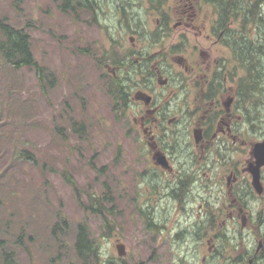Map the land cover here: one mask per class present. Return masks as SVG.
<instances>
[{
  "label": "rangeland",
  "instance_id": "obj_1",
  "mask_svg": "<svg viewBox=\"0 0 264 264\" xmlns=\"http://www.w3.org/2000/svg\"><path fill=\"white\" fill-rule=\"evenodd\" d=\"M97 1L94 16L82 9L76 17L62 12L53 0H0V17L29 33L35 58L55 75L51 85L42 87L33 68H12L0 58V227L5 239L0 264H5L2 251L12 252L13 264H57L50 262L57 247L48 244L49 229L61 216L66 219L61 230L67 254L77 223L85 222L103 255L118 264H236L211 259L206 247L190 251L168 245V233L146 229L143 217L135 212L144 189L130 163L136 144L125 134L129 125L125 112L114 108L107 93L112 77L105 74L109 72L103 63L107 57L119 59L122 36L135 29L131 20L136 11L146 7L144 25H153L149 7L165 0ZM175 1L166 0L165 5ZM118 7H124L125 14ZM70 117L85 121L82 140L64 128ZM56 125L64 129L58 131ZM19 149L29 150L36 160L19 156ZM87 191L99 197L101 212L83 209ZM105 192L110 199L103 198ZM258 198L245 208L253 217L245 227L248 231L233 236L238 250L244 248L249 232L256 234L264 217V198ZM226 219L224 211L215 220L224 233L229 229ZM19 232L22 243L17 242ZM223 238L232 252L228 237Z\"/></svg>",
  "mask_w": 264,
  "mask_h": 264
},
{
  "label": "flooded vegetation",
  "instance_id": "obj_2",
  "mask_svg": "<svg viewBox=\"0 0 264 264\" xmlns=\"http://www.w3.org/2000/svg\"><path fill=\"white\" fill-rule=\"evenodd\" d=\"M165 2L149 7L153 25H144L146 7L136 14L129 7L135 29L122 36L119 59L103 63L119 82L125 134L136 144L130 163L144 189L135 212L146 229L168 233V245L206 247L211 259L227 262L239 244L233 236L253 220L245 208L264 198V164L261 194L249 171L264 140V0ZM224 211L225 233L215 222ZM255 233L245 255L260 264L263 216Z\"/></svg>",
  "mask_w": 264,
  "mask_h": 264
},
{
  "label": "trees",
  "instance_id": "obj_3",
  "mask_svg": "<svg viewBox=\"0 0 264 264\" xmlns=\"http://www.w3.org/2000/svg\"><path fill=\"white\" fill-rule=\"evenodd\" d=\"M57 7L62 11L72 16L79 15V10H88L94 11L95 7H99L97 0H53ZM96 2V5H95ZM160 3V1H159ZM125 14V12H123ZM86 50V49H85ZM82 51V50H81ZM0 58L5 64L10 65L12 68L20 67H31L34 69L36 78L40 82L42 87L51 85L55 80V75L47 66L38 62L35 58L32 44L29 33L21 26H16L9 22L7 17H0ZM260 78H262L260 76ZM112 81H108L107 93L114 100V108L117 110L122 109V104L116 101V98L120 97L119 82L114 78H110ZM45 87V88H46ZM63 127L56 125V130H62ZM64 128H70L69 132H73L78 135L79 140H82L84 137V132L86 130V123L82 120H75L73 117H70L68 126L64 125ZM63 128V129H64ZM61 132V131H60ZM66 134V132H64ZM63 138H68L67 135H62ZM18 155L23 158L35 159V155L27 149H19ZM65 173V172H64ZM63 173V174H64ZM264 178V173H263ZM72 187L75 186V182L71 179H67ZM105 188V186H104ZM88 200L83 202V209L89 210L90 212L96 213L101 212L99 206L100 199L98 196L93 194L91 191H87ZM264 197V195H262ZM104 199H110L109 195L105 192L103 193ZM59 220H56L50 227L49 232L51 234V239H49L48 244L56 246L55 256L50 258V262L57 264H118L112 256H104L101 252L98 241L95 237L91 235L87 224L85 222L77 223V229L74 236V239L71 243L70 253L67 254L65 248V234L61 230L62 224L66 225V219L61 216ZM104 220L105 217H103ZM108 223L106 222L105 228L108 229ZM22 229V228H21ZM20 229V230H21ZM0 227V248L2 249L5 245V239L1 235ZM19 232L17 236V242L22 243L21 234ZM239 246V244H238ZM234 248L238 250L239 247ZM237 256L233 258L232 261L236 264H245L246 263V249H239ZM4 257L3 261L5 264H13L14 258L13 254L10 251H2ZM249 255V254H248ZM120 261V260H119ZM264 263V261H263ZM119 264H123L121 261Z\"/></svg>",
  "mask_w": 264,
  "mask_h": 264
},
{
  "label": "water",
  "instance_id": "obj_4",
  "mask_svg": "<svg viewBox=\"0 0 264 264\" xmlns=\"http://www.w3.org/2000/svg\"><path fill=\"white\" fill-rule=\"evenodd\" d=\"M254 151L256 160L255 163L250 166L249 171L251 173V182L252 186L254 187V190L258 194H261L263 191V186L260 180L259 168L261 165L264 164V140L255 144ZM118 248H120V246H118ZM118 254H121L120 249H118ZM249 264H251V260H249Z\"/></svg>",
  "mask_w": 264,
  "mask_h": 264
}]
</instances>
